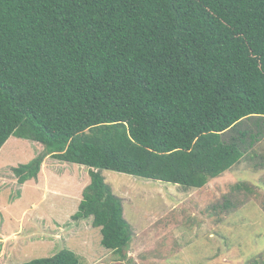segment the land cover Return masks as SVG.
<instances>
[{
	"label": "trees",
	"instance_id": "trees-1",
	"mask_svg": "<svg viewBox=\"0 0 264 264\" xmlns=\"http://www.w3.org/2000/svg\"><path fill=\"white\" fill-rule=\"evenodd\" d=\"M262 123L264 0H0V149L11 135L44 148L14 167L19 183L45 157L87 167L72 218L120 259L132 234L103 170L201 188Z\"/></svg>",
	"mask_w": 264,
	"mask_h": 264
},
{
	"label": "rangeland",
	"instance_id": "rangeland-1",
	"mask_svg": "<svg viewBox=\"0 0 264 264\" xmlns=\"http://www.w3.org/2000/svg\"><path fill=\"white\" fill-rule=\"evenodd\" d=\"M258 129L251 152L201 188L103 170L132 234L124 259L101 245L91 219L72 218L88 168L45 157L38 176L19 183L14 167L44 148L11 135L0 149V264L63 249L79 264H245L264 257V123Z\"/></svg>",
	"mask_w": 264,
	"mask_h": 264
},
{
	"label": "clouds",
	"instance_id": "clouds-1",
	"mask_svg": "<svg viewBox=\"0 0 264 264\" xmlns=\"http://www.w3.org/2000/svg\"><path fill=\"white\" fill-rule=\"evenodd\" d=\"M178 185H180V184H178Z\"/></svg>",
	"mask_w": 264,
	"mask_h": 264
},
{
	"label": "crops",
	"instance_id": "crops-1",
	"mask_svg": "<svg viewBox=\"0 0 264 264\" xmlns=\"http://www.w3.org/2000/svg\"><path fill=\"white\" fill-rule=\"evenodd\" d=\"M59 192V191H58Z\"/></svg>",
	"mask_w": 264,
	"mask_h": 264
}]
</instances>
